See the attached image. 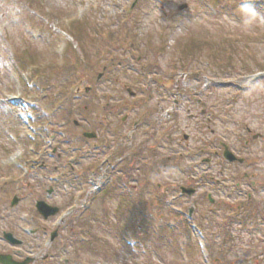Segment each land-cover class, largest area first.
Here are the masks:
<instances>
[{"label":"rangeland","instance_id":"1","mask_svg":"<svg viewBox=\"0 0 264 264\" xmlns=\"http://www.w3.org/2000/svg\"><path fill=\"white\" fill-rule=\"evenodd\" d=\"M263 170L264 0H0V230L23 251L264 264L260 189L232 219Z\"/></svg>","mask_w":264,"mask_h":264},{"label":"flooded vegetation","instance_id":"2","mask_svg":"<svg viewBox=\"0 0 264 264\" xmlns=\"http://www.w3.org/2000/svg\"><path fill=\"white\" fill-rule=\"evenodd\" d=\"M136 126V125H135ZM262 140L263 137L262 135H256L253 136L254 140ZM250 142L246 141L245 142V146L247 147L248 144ZM219 155V153H216ZM215 154V155H216ZM238 164L242 165L245 164L247 167H249L251 169L252 162L247 161L246 159H244L243 157H238V160H236ZM252 165V166H251ZM242 178L245 179L247 178V173H243ZM250 192L247 194V199L246 200H239L236 197V215L235 218H239V216H243V213H249V208H247L248 205H251V203L253 202V194L256 195L259 191V189L262 192V194L264 195V170L262 175L257 174V173H253V175H250ZM235 188L238 192V195L240 197L243 196L242 193V185L240 182L235 181ZM261 194V195H262ZM210 195H207V199H209ZM246 201V202H245ZM215 204V202H214ZM214 204L212 206H214ZM218 206H220V204H218ZM213 211H216V209H214ZM252 210H250L251 212ZM243 219V218H241ZM65 223V222H64ZM63 224V223H62ZM60 225L59 229H58V234L56 236V239L52 242L54 243L58 237H59V231L61 229ZM37 232L40 231H34L33 235L36 234ZM45 232V237L47 236V231L44 230ZM23 242H21V245H12L8 242V240L6 239V234L3 233L1 235V230H0V257L1 256H5L8 257L10 260V264H75L76 261L70 262L68 260H66L65 258L62 257H57L58 255L56 253H54V251H56V249L54 248V246H52V244L50 246H45V247H41L38 246L37 249L35 248V250L33 251H23L22 248H24V246H22ZM57 250L62 251L61 248H57ZM45 254V255H44ZM33 259V261H31ZM1 264V263H0Z\"/></svg>","mask_w":264,"mask_h":264},{"label":"water","instance_id":"3","mask_svg":"<svg viewBox=\"0 0 264 264\" xmlns=\"http://www.w3.org/2000/svg\"><path fill=\"white\" fill-rule=\"evenodd\" d=\"M185 7H181V10H183ZM92 135H89L88 137H90ZM225 158L229 161H234L235 157L233 155H231L229 152H225ZM188 194H191L190 191H187ZM37 209L38 212L43 215L45 218H48L49 216H53L57 213V209L55 208H51L48 205H46L45 203L41 202L37 205ZM191 213H193V210H191ZM10 236L8 237V239L10 240ZM12 242H14L13 240H11ZM2 264H10V262L8 261V259H1Z\"/></svg>","mask_w":264,"mask_h":264},{"label":"trees","instance_id":"4","mask_svg":"<svg viewBox=\"0 0 264 264\" xmlns=\"http://www.w3.org/2000/svg\"><path fill=\"white\" fill-rule=\"evenodd\" d=\"M191 45V44H190ZM201 48V47H200ZM197 45L195 44H192L191 46H189V53L188 54H192V53H197L199 52L201 49H200ZM146 235V234H145Z\"/></svg>","mask_w":264,"mask_h":264}]
</instances>
